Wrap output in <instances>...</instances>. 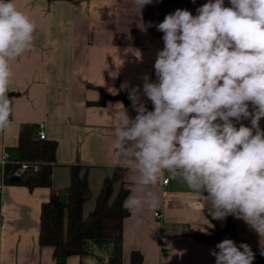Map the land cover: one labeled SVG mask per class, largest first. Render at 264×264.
I'll list each match as a JSON object with an SVG mask.
<instances>
[{"label": "crops", "instance_id": "0c3cea01", "mask_svg": "<svg viewBox=\"0 0 264 264\" xmlns=\"http://www.w3.org/2000/svg\"><path fill=\"white\" fill-rule=\"evenodd\" d=\"M206 2L153 0L140 11L132 0H15L17 9L36 23V31L32 48L9 62L8 96L17 95L10 100L9 126L0 130V183L4 184L0 264H55L54 248L39 244L42 207L53 192L61 199L65 194L67 199L62 201L67 203L71 167L79 166L87 175L91 195L83 207L85 218L96 208L104 181L116 169L120 179L114 185V196L127 190L125 203L136 194L131 175L120 167L112 149L115 112L122 109L119 104L125 105L119 99L108 100L104 106L96 103L101 93L123 94L128 99V89L122 85L142 87L145 74L155 81L153 65L164 46L163 33L155 25L178 8L195 15ZM244 123L250 126V121ZM27 124L34 126L36 139L43 125L45 140L57 143L52 188L29 190L4 181L3 156L8 154L9 162L17 155L20 130ZM260 127L264 129V119ZM166 179L168 184H164ZM152 190L159 199L157 209L139 216L129 212L122 222L121 264H131L134 252L142 255V264H215L210 250L225 238L237 245L247 243L252 250L264 247V239L242 219H212L202 194L179 178L164 172ZM91 203L93 209L85 216ZM115 226L107 224L103 239L84 241L85 254L70 256L66 264H111L118 248ZM192 233H216L222 240L205 243Z\"/></svg>", "mask_w": 264, "mask_h": 264}, {"label": "clouds", "instance_id": "9594fccd", "mask_svg": "<svg viewBox=\"0 0 264 264\" xmlns=\"http://www.w3.org/2000/svg\"><path fill=\"white\" fill-rule=\"evenodd\" d=\"M132 3L141 11L153 0ZM155 27L164 45L156 79L122 85L136 115L119 103L115 112L113 156L138 190L124 207L155 211L152 189L167 172L202 194L212 219H242L264 239V0H207L195 15L178 8ZM35 31L15 0H0V130L10 123L9 62L32 48ZM210 255L215 264L255 260L247 243L229 238Z\"/></svg>", "mask_w": 264, "mask_h": 264}, {"label": "trees", "instance_id": "16d2710c", "mask_svg": "<svg viewBox=\"0 0 264 264\" xmlns=\"http://www.w3.org/2000/svg\"><path fill=\"white\" fill-rule=\"evenodd\" d=\"M111 99L122 100L133 116L136 115L131 109V102L123 94L109 96L101 93V99L96 105L104 106ZM147 107L150 110V102L148 101ZM34 133L33 125L22 126L17 155L5 164L4 181L25 186L29 190L39 187L52 188L57 143L36 139ZM23 164H28L29 168L20 172ZM33 166H37V170H34ZM82 170L79 166L71 167L67 203L62 201L59 194L53 192L50 201L43 205L39 244L42 247L54 248L55 264H66L70 256L85 254L84 241L105 238L107 236V224L113 222L116 225L118 248L111 264H121L122 222L129 216V211L124 207V200L128 191L121 189L114 196V185L120 179V170L116 169L114 176L104 181L97 198L96 208L86 218L83 216V207L90 199L91 193L87 175ZM12 178L15 179L12 180ZM192 236L205 243H217L222 240L216 233L209 235L192 233ZM252 251L255 253L254 264H264V256L260 254L261 250ZM142 261L140 253H132L131 264H142Z\"/></svg>", "mask_w": 264, "mask_h": 264}, {"label": "built area", "instance_id": "2783aa9c", "mask_svg": "<svg viewBox=\"0 0 264 264\" xmlns=\"http://www.w3.org/2000/svg\"><path fill=\"white\" fill-rule=\"evenodd\" d=\"M38 136H39L40 140H45L46 139V135H45V133L43 131V125H40L38 127ZM8 160H9V155L8 154H4L3 162L7 163ZM28 168H29L28 164H23L21 169H20V172H23V171L27 170ZM33 169L37 170V166H33ZM168 182H169V179L164 180V184H168ZM3 186H4V184H3V182H1L0 183V203H1V199H2ZM156 216H158V214H156Z\"/></svg>", "mask_w": 264, "mask_h": 264}, {"label": "rangeland", "instance_id": "374dc122", "mask_svg": "<svg viewBox=\"0 0 264 264\" xmlns=\"http://www.w3.org/2000/svg\"><path fill=\"white\" fill-rule=\"evenodd\" d=\"M62 199H63L64 202L66 201L67 198H66V195L65 194L63 195V198ZM92 205L93 204L91 203L90 205L87 206V208H85V212H84V215L85 216L88 214L89 210L91 211V209H93L92 208L93 207Z\"/></svg>", "mask_w": 264, "mask_h": 264}, {"label": "water", "instance_id": "95a60500", "mask_svg": "<svg viewBox=\"0 0 264 264\" xmlns=\"http://www.w3.org/2000/svg\"><path fill=\"white\" fill-rule=\"evenodd\" d=\"M16 95H17V94H15V93H10L8 97H9V99L11 100L12 97H14V96H16ZM14 179H15V178H12V180H14Z\"/></svg>", "mask_w": 264, "mask_h": 264}]
</instances>
